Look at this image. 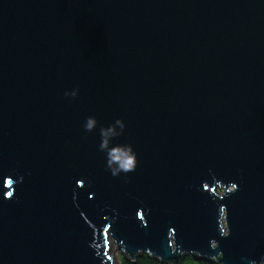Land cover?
<instances>
[{
    "label": "water",
    "instance_id": "water-1",
    "mask_svg": "<svg viewBox=\"0 0 264 264\" xmlns=\"http://www.w3.org/2000/svg\"><path fill=\"white\" fill-rule=\"evenodd\" d=\"M115 247L264 264V0H0V264Z\"/></svg>",
    "mask_w": 264,
    "mask_h": 264
},
{
    "label": "trees",
    "instance_id": "trees-1",
    "mask_svg": "<svg viewBox=\"0 0 264 264\" xmlns=\"http://www.w3.org/2000/svg\"><path fill=\"white\" fill-rule=\"evenodd\" d=\"M121 264H163L157 260H153L149 258L148 256H141L137 259L135 263L128 261L125 257L122 260ZM181 264H215L212 262H206V261H196L194 257L192 256H187L183 259Z\"/></svg>",
    "mask_w": 264,
    "mask_h": 264
},
{
    "label": "rangeland",
    "instance_id": "rangeland-1",
    "mask_svg": "<svg viewBox=\"0 0 264 264\" xmlns=\"http://www.w3.org/2000/svg\"><path fill=\"white\" fill-rule=\"evenodd\" d=\"M222 191H223V189L220 188L219 189V193H222ZM113 253H114V256L117 259L118 264H121L122 260L124 259V255L120 251H117L116 247L114 248V252Z\"/></svg>",
    "mask_w": 264,
    "mask_h": 264
},
{
    "label": "clouds",
    "instance_id": "clouds-1",
    "mask_svg": "<svg viewBox=\"0 0 264 264\" xmlns=\"http://www.w3.org/2000/svg\"><path fill=\"white\" fill-rule=\"evenodd\" d=\"M129 161H131V160H129ZM131 164H132V161H131L130 164L127 163V164H125L123 167L125 168V170H128V169L131 167Z\"/></svg>",
    "mask_w": 264,
    "mask_h": 264
},
{
    "label": "snow or ice",
    "instance_id": "snow-or-ice-1",
    "mask_svg": "<svg viewBox=\"0 0 264 264\" xmlns=\"http://www.w3.org/2000/svg\"><path fill=\"white\" fill-rule=\"evenodd\" d=\"M128 163L130 164V163H131V161H128Z\"/></svg>",
    "mask_w": 264,
    "mask_h": 264
}]
</instances>
